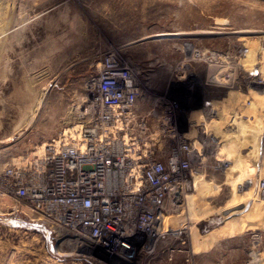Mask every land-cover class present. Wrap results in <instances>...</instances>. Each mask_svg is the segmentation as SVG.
<instances>
[{
  "label": "rangeland",
  "instance_id": "1",
  "mask_svg": "<svg viewBox=\"0 0 264 264\" xmlns=\"http://www.w3.org/2000/svg\"><path fill=\"white\" fill-rule=\"evenodd\" d=\"M0 35V170L92 119L89 84L110 51L148 74L152 95L173 101L181 130L208 92L252 126L257 144L239 145L224 167L203 151L201 184L168 217L170 233L151 254L124 260L96 258L58 226L10 212L22 203L4 197L0 264H264V97L249 75L257 69L264 82V0H0Z\"/></svg>",
  "mask_w": 264,
  "mask_h": 264
},
{
  "label": "built area",
  "instance_id": "2",
  "mask_svg": "<svg viewBox=\"0 0 264 264\" xmlns=\"http://www.w3.org/2000/svg\"><path fill=\"white\" fill-rule=\"evenodd\" d=\"M256 70L249 75L259 84ZM147 79L141 67L107 52L89 84L92 119L0 170V199L22 203L9 211L58 226L98 259L151 254L194 188L211 135L201 125L225 107L203 92L181 130L173 101L152 95Z\"/></svg>",
  "mask_w": 264,
  "mask_h": 264
},
{
  "label": "bare ground",
  "instance_id": "3",
  "mask_svg": "<svg viewBox=\"0 0 264 264\" xmlns=\"http://www.w3.org/2000/svg\"><path fill=\"white\" fill-rule=\"evenodd\" d=\"M172 34L174 33L173 32L172 33L159 32V33L153 34L152 36L153 37H164V36L168 37L167 35H172ZM247 54H248V58L251 57L252 55L251 51H249ZM259 69L262 70L263 69L262 66L259 67ZM262 84H264V82L262 81L259 84L258 83L253 84L252 89L254 90V92L256 93V96L258 97L259 96L264 97V85ZM252 104L253 103H251V105ZM226 111L224 112L220 111L219 115L209 123L211 127L210 128L211 135L209 136L211 138L210 139L211 141L208 142L209 145L207 147V152L209 155L217 158V160H222L220 162L221 167L226 166L225 165L226 162L223 160H225V158L230 156L233 151L238 150L239 145L243 144L244 147L246 146L250 147L249 151H253L254 147L257 146V144L254 145L255 141L252 139V135L254 134V130L252 126H249V124L245 123L241 117L233 115V114L229 115ZM259 147L260 146H258V148ZM216 156H222V157H216ZM247 159L248 158L245 156H238L236 158V163L245 164V161ZM231 168H233V166H231ZM201 180L202 179L200 176H198V174L195 175L194 187L201 184L200 182ZM234 208L229 209L230 211L228 213H234L236 211H239V209H234ZM242 222H244V218L242 219L240 217V218H236V221H231V224L229 222V225H236L239 223L241 224ZM78 247L80 246L78 245Z\"/></svg>",
  "mask_w": 264,
  "mask_h": 264
},
{
  "label": "water",
  "instance_id": "4",
  "mask_svg": "<svg viewBox=\"0 0 264 264\" xmlns=\"http://www.w3.org/2000/svg\"><path fill=\"white\" fill-rule=\"evenodd\" d=\"M241 208H242V204H238V205L235 206L234 209H241ZM229 211H230V210L227 209V210H225L223 213H224V214H227Z\"/></svg>",
  "mask_w": 264,
  "mask_h": 264
}]
</instances>
